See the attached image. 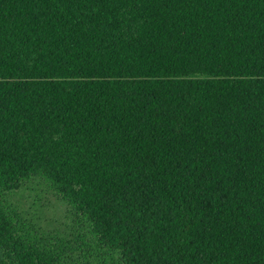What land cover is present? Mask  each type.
Wrapping results in <instances>:
<instances>
[{
	"label": "trees",
	"instance_id": "trees-1",
	"mask_svg": "<svg viewBox=\"0 0 264 264\" xmlns=\"http://www.w3.org/2000/svg\"><path fill=\"white\" fill-rule=\"evenodd\" d=\"M0 264H264V0H0Z\"/></svg>",
	"mask_w": 264,
	"mask_h": 264
},
{
	"label": "rangeland",
	"instance_id": "rangeland-1",
	"mask_svg": "<svg viewBox=\"0 0 264 264\" xmlns=\"http://www.w3.org/2000/svg\"><path fill=\"white\" fill-rule=\"evenodd\" d=\"M10 201L30 221L45 231L68 238L80 230L71 206L40 179L24 181L9 194Z\"/></svg>",
	"mask_w": 264,
	"mask_h": 264
}]
</instances>
